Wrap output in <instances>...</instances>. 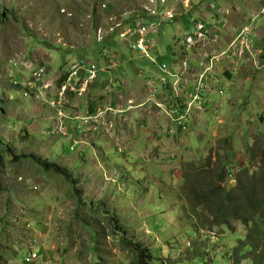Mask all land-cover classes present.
Returning a JSON list of instances; mask_svg holds the SVG:
<instances>
[{
  "label": "rangeland",
  "instance_id": "1",
  "mask_svg": "<svg viewBox=\"0 0 264 264\" xmlns=\"http://www.w3.org/2000/svg\"><path fill=\"white\" fill-rule=\"evenodd\" d=\"M156 1L0 0V264H133L131 247L114 234L113 219L124 238L151 250L150 264H234L226 253L249 228L231 218L228 226L220 225L227 218L224 194L244 197L251 179L263 189L264 201V20L256 28L248 22L262 3L221 0L213 12L229 14L223 23L208 25L210 41L198 36L177 43L169 34L161 36L166 45L161 48L160 35L151 34L157 48L149 58L125 45L118 33L134 16L155 10ZM165 1L158 7L173 15L167 21L173 33L175 25L192 33L198 17L189 22L186 10L178 11L180 1L186 6L192 1L194 8L205 1L203 19L217 20L208 11L214 0ZM156 21L154 16L150 22ZM160 24L147 30L149 46L147 36ZM111 27L114 34L100 42L104 34L98 29L106 33ZM233 28H238L234 36L228 34ZM109 43L118 66L106 76L116 80L114 87L140 101L147 90L146 96L165 86L154 100L161 107L143 101L141 111L121 119L107 115L113 124L101 126L106 136L80 134L72 118L110 98L109 91L104 96L99 90L108 83L101 79L87 96L66 97L63 127L69 125L65 134L55 132L53 80L58 84L61 67L83 58L103 64L101 49ZM201 71L196 81L205 80L207 103L189 114L188 128L180 131L162 113V97L168 99L172 89L186 93ZM163 77L168 85L156 84ZM206 193L212 203L198 200ZM32 252L37 257L25 262Z\"/></svg>",
  "mask_w": 264,
  "mask_h": 264
},
{
  "label": "built area",
  "instance_id": "2",
  "mask_svg": "<svg viewBox=\"0 0 264 264\" xmlns=\"http://www.w3.org/2000/svg\"><path fill=\"white\" fill-rule=\"evenodd\" d=\"M160 1L162 3H165V0H157L155 10H152V12L144 11L150 15H154L157 18L156 23L149 22V23H139L136 20H130L128 22V25H125V28L123 32H119V38L123 40L122 38L125 37L126 40L129 42V45L135 49L140 51L144 56L152 58L150 55L151 52V45L148 43V40L146 38L147 30L162 22H167L168 20H173V15L168 12V9L163 8L161 10H158L157 2ZM264 12V11H263ZM174 13V12H173ZM175 14V13H174ZM154 19V18H153ZM253 19H256L253 18ZM135 21V22H134ZM193 24L195 26V29L193 31L192 35H186L183 37H186V40H194L198 36H204L205 38H208L209 41L211 39V35L208 32V24L206 21L202 18H196L193 21ZM247 29L246 27H243L240 30V33H237L236 37L240 39L243 34V30ZM110 30H114V27H111ZM145 31V33H144ZM140 33V35L133 38V36L136 33ZM104 34L102 29H98L97 34ZM144 33V34H143ZM148 37V36H147ZM247 37H245V40L247 42ZM181 41V39H180ZM208 41V42H209ZM146 43V44H145ZM244 44V43H243ZM234 49V47H230L229 50ZM229 51H225V53H228ZM230 52V53H231ZM102 56L105 59L104 63V69L105 70H112L117 65L115 64V61L111 58V54L109 53L108 49H105L102 53ZM69 67H61L60 74L58 76L59 83H55V80H53V84H55V94L53 97H51L50 103L51 107L55 109L54 114L55 116L52 118L50 117L51 124H55V132H62L65 134L66 130L64 127L67 128L69 124H66L67 126L63 127V118H64V107L66 102V97L69 96L68 92L70 93H77L79 96L84 97L90 90V84L93 82L95 77L97 76V72L100 70L99 67L93 62L87 59H83L81 61H77L71 64H66ZM159 67L162 72H164L166 75L171 76L172 78L175 77V80H179L178 75L172 71H170L164 64H160ZM209 70V68H208ZM203 71V70H202ZM201 72H199L195 76V80H193L191 83L193 86L189 89V91H186L185 95L181 93H177L175 89H172V91H169L170 95H173L175 98H179V100H175L174 106L170 104L169 101L163 105L162 111L170 118L173 122L176 123L177 128H180V131H185L188 123V117L189 114L193 111H200L202 109L203 104L205 102L207 103V100L204 101L203 98L206 96L204 94V86H205V80H199L196 81V79L200 78ZM211 73V72H209ZM207 72L204 74V77L206 78ZM168 80H164L162 84H166ZM178 82H176L177 84ZM44 84V83H43ZM44 87V88H43ZM43 87L40 86V89L46 90L47 85H43ZM165 87V86H163ZM146 88L148 89V84L146 85ZM109 91V92H108ZM156 89H154L150 95L146 96L148 94V90L146 92V95L142 98L140 101H136L132 97H126L123 95L121 87H112L110 83H106L105 87L102 90V95L106 96L108 93L110 95V98L105 101L102 100L100 104H97L91 112L82 114L80 116H75L72 119L73 125L81 127L79 129L80 134L84 135H90V136H106V134L102 131L101 126L103 124L108 125L110 128L112 127V120L109 122L108 120H105V117L107 115H112L113 117H120L124 115V113L127 114V112H131L135 109H138V107L143 106L145 103L143 101L151 102L153 106L155 107H161L159 103H157L155 100L156 95L154 92ZM108 92V93H107ZM208 97V96H207ZM210 101V98L208 97V102ZM93 107V104H92ZM144 108V106L142 107ZM117 115V116H116ZM112 123V124H111ZM51 125V127H52ZM52 129H50L51 131ZM37 255L35 253H31L30 255L26 256L24 258L25 262H29L33 259H35Z\"/></svg>",
  "mask_w": 264,
  "mask_h": 264
},
{
  "label": "trees",
  "instance_id": "3",
  "mask_svg": "<svg viewBox=\"0 0 264 264\" xmlns=\"http://www.w3.org/2000/svg\"><path fill=\"white\" fill-rule=\"evenodd\" d=\"M218 8V7H217ZM186 14L189 15L187 12ZM221 15L222 13H214ZM138 17L142 19V21L149 23L153 20L154 16L143 12L140 15L134 16V20ZM223 17V16H221ZM261 16L256 21L255 25L262 19ZM193 18H190L189 22H192ZM135 22V21H134ZM254 25V28L256 26ZM192 33H188L187 35H192ZM226 76H229L226 74ZM233 157V156H232ZM232 164V163H231ZM45 169H50V163L44 162ZM229 166V167H228ZM231 165H227L228 169H231ZM250 184L248 187L247 193L244 194L242 198H236V195H233L231 198L229 193L224 194V200L221 202L222 205H228V209L226 211L227 218L222 222L220 225H229L230 221L228 218L233 219V221H242L245 226L248 225V232L244 235L238 236V242L236 243L235 247L231 248L226 255H231L232 260H234V264H264V201L262 200V191L258 186L254 185L253 180H249ZM220 185V184H216ZM243 193L242 191H239ZM237 192V195L239 194ZM214 193V191H212ZM198 200H206L212 203V198L209 194H202L198 195ZM234 200H237L238 203H233ZM194 201V200H193ZM196 204V202L194 201ZM202 203H204L202 201ZM194 204V205H195ZM198 206V204H197ZM210 210V209H209ZM220 212V208L218 209ZM211 212V211H210ZM214 214H217V210L213 208ZM216 219L221 218L224 215H214ZM228 219V220H227ZM229 222V224H228ZM111 224L114 226V234L121 235V240L127 247H131V255L133 257V264H150L152 256L151 250L149 248H144L143 245L136 243L133 240H128L124 238V235L121 232V227L118 225L114 219L111 221ZM230 230V229H228Z\"/></svg>",
  "mask_w": 264,
  "mask_h": 264
},
{
  "label": "crops",
  "instance_id": "4",
  "mask_svg": "<svg viewBox=\"0 0 264 264\" xmlns=\"http://www.w3.org/2000/svg\"><path fill=\"white\" fill-rule=\"evenodd\" d=\"M203 1V0H202ZM216 3H215V2ZM213 2H214V4H216V6L218 7V8H221L222 7V5H221V0H214ZM181 2V6H180V11L182 12V10H183V8H184V10H186V13L187 12H189V11H193V10H197V12H195L196 14H194L193 16H190V15H188V20L190 21V18H193L194 16H198V18H202L203 19V15H201V14H204L205 15V13H203V10L201 9V7H203L204 6V2L205 1H203L202 3L203 4H199L198 6H196V8H194V5H191L192 4V1H189V6L187 5H184V3L182 2V1H180ZM199 2V1H198ZM213 2H210V3H213ZM231 2V1H230ZM255 2H257L258 4L261 2L262 3V5H264V0H255ZM209 3V4H210ZM232 3V2H231ZM240 7V6H239ZM209 9V8H208ZM207 9V10H208ZM239 10L241 9V7L240 8H238ZM206 10V11H207ZM209 12H211V13H213L212 11H210V10H208ZM207 14V13H206ZM228 12H225V14L224 15H218V17H216V21L215 20H213V24L210 22V20L209 19H207L206 18V21H207V23H208V25H209V27H214L215 25H217L218 24V18H220V20H221V16H223V18H222V20H224V17H227L228 16ZM237 14H239V13H237ZM182 16V15H181ZM261 20H264L263 18L261 19ZM260 20V21H261ZM259 21V22H260ZM168 23L169 22H163V23H161L158 27H157V29L156 30H154V31H152L150 34H149V38H150V40L152 41L151 42V47H152V50L154 51L156 48H157V44L155 43V41L150 37V35L151 34H154V33H157L158 35H160V38H161V36H163V37H165V38H167V36L169 35V36H171V40L172 41H177V43H179L180 42V39L183 37V36H186L189 32H185L184 33V31L182 32V29H181V27L180 26H178V25H175V27H174V29H175V33H173V31H171L172 29V26H170V25H168ZM221 23H223V21H221L220 22V24ZM240 27V26H239ZM238 27V28H239ZM237 28V29H238ZM237 29L236 28H233L228 34H232V36H234L235 35V33H236V31H237ZM234 31V32H233ZM225 32V31H224ZM227 32H225V34H226ZM224 35V34H223ZM178 38V39H177ZM159 41H158V45H161V48H164L165 46L163 45L164 43L162 42V38H161V40L160 39H158ZM126 45V44H125ZM171 45V44H170ZM127 46H129V45H127ZM129 47H131V46H129ZM108 48H110V46H108ZM132 48V47H131ZM133 49V48H132ZM102 50V49H101ZM173 50V47L171 46L170 47V50H169V55L171 54V51ZM181 50H183V48H181ZM102 53V52H101ZM177 55V57H178V54H176ZM179 55H180V53H179ZM102 58L104 59V57L102 56ZM104 63H105V59H104ZM104 63L103 64H101V63H98L99 64V66H100V69H101V71L98 73L99 74V77L100 78H98V79H95L91 84H90V90H92V86L93 85H96L97 84V82L99 81V80H101L102 79V81H108V83H110L111 84V86L112 87H114V83H115V79H113V77H110V75L108 76V78H107V76L106 75H108V74H110V73H108V72H105V69H104ZM174 65H175V61H174ZM118 66V65H117ZM117 66L114 68V69H116L117 68ZM114 69L112 70V71H114ZM102 74V76H100ZM136 74V73H135ZM137 77H139L138 75H136ZM110 77V78H109ZM114 77H116L117 78V76L116 75H114ZM139 79V78H138ZM115 80V81H114ZM105 87V85L104 84H102V86L99 88V90H100V92H102V90H103V88ZM221 88H223L224 89V87H221ZM219 93V96L221 95V92H218ZM69 95H71L72 93H68ZM89 94V92L85 95V96H87ZM161 93H159V95H160ZM182 94L183 95H185V93H183L182 92ZM210 96V95H209ZM163 99L165 100V96L164 97H162V101H163ZM172 100V101H171ZM169 101H170V104L172 105V106H174V104H176L175 103V100L173 99V98H170L169 99ZM91 104H93V102L91 101L90 102ZM91 108H92V105L90 106ZM137 110H139V111H141L140 109H137ZM134 112H136V109L135 110H133L132 111V113H134ZM162 114V113H161ZM41 255V254H40Z\"/></svg>",
  "mask_w": 264,
  "mask_h": 264
},
{
  "label": "bare ground",
  "instance_id": "5",
  "mask_svg": "<svg viewBox=\"0 0 264 264\" xmlns=\"http://www.w3.org/2000/svg\"><path fill=\"white\" fill-rule=\"evenodd\" d=\"M194 1V0H193ZM200 2V1H199ZM198 2V3H199ZM166 3V2H165ZM177 3H178V1H177ZM197 3V2H196ZM160 4H163L162 2H160V1H158L157 2V5L159 6ZM170 4V3H169ZM195 4V3H194ZM177 8V7H176ZM209 10L210 11H212L213 12V10L214 11H216V9H217V7H215V4H213V5H210L209 7ZM258 8V7H257ZM262 8V9H261ZM261 10H259L258 12H256V13H254L253 15H251V16H249V21L248 22H254V25H255V23H256V21L258 20V18H260L261 16L263 17V14H264V12H263V5L261 6ZM158 10H159V7H158ZM178 11H180V10H178ZM214 13V12H213ZM182 15V14H181ZM202 15V14H201ZM204 15V14H203ZM210 15V14H209ZM181 17V16H180ZM256 17V19H253V18H255ZM182 18V17H181ZM222 18L223 17H221V20H220V18H218V21L219 22H221V21H224V20H222ZM236 19V18H235ZM229 25V24H228ZM231 26V25H230ZM229 26V27H230ZM234 26V25H233ZM224 27V26H223ZM228 27V28H229ZM243 27H247V23L245 22V25L244 26H242V28ZM227 28V27H226ZM114 32H115V30H109V31H107L106 33H104V37H103V39H102V41H100V42H105L106 41V38H105V36H107L108 34L110 35V34H114ZM234 32V31H233ZM236 34V33H235ZM249 38L250 39H254L252 36H249ZM115 39V38H114ZM121 40V39H120ZM122 43H123V41H122ZM188 43V42H187ZM111 43H109V44H104V48H102V51H104L105 49H110V48H108V46H111L110 45ZM125 44L126 45H129V42L126 40L125 41ZM182 44V43H181ZM180 44V45H181ZM130 46V45H129ZM111 50V49H110ZM109 50V53L110 54H112L111 53V51ZM189 50V49H188ZM179 54V53H178ZM151 57H152V55H151ZM83 59H86V58H83ZM82 59V60H83ZM94 62V61H93ZM95 63V62H94ZM98 67H99V69H100V66H99V64L98 63H95ZM135 66V65H134ZM113 70V69H112ZM112 70H105V72H108V73H110V71H112ZM101 71V69L97 72V76L95 77V79H98V77H99V72ZM136 73V75H138V76H140V70L138 69V72H135ZM190 73V72H189ZM185 75V74H184ZM141 77V76H140ZM185 77V76H184ZM183 78V77H182ZM187 78V77H186ZM188 78H189V75H188ZM219 78V77H218ZM94 79V80H95ZM184 79V78H183ZM93 80V81H94ZM166 81V79L163 77L160 81H158L156 84H162L163 83V81ZM220 80V79H219ZM125 81V80H124ZM129 81V80H128ZM138 81V80H137ZM182 81V80H181ZM190 81V80H189ZM183 82V81H182ZM135 83V82H134ZM184 83V82H183ZM186 83V82H185ZM184 83V84H185ZM125 84V83H124ZM191 84V83H190ZM127 85V84H126ZM125 85V86H126ZM166 85H168V82H166ZM183 85V84H182ZM181 85V86H182ZM193 85V84H192ZM129 87V86H128ZM123 88V87H122ZM145 88H146V86H145ZM157 88H160L159 90H161V91H158L157 90ZM212 88V87H211ZM147 89V88H146ZM156 91L154 92V94L157 96V94L158 93H162L163 92V90L165 89V87H163V86H161V87H159V86H156ZM184 89V88H183ZM212 90V89H211ZM215 90V89H214ZM129 91V90H128ZM122 92H123V90H122ZM130 92V91H129ZM180 92H181V90H180ZM206 92V91H205ZM69 93V92H68ZM208 94H210V93H208ZM123 95L124 96H126V94L123 92ZM168 96H169V98L167 99V97L165 96V100H168L169 101V99L170 98H173L174 100H179V98H175L173 95H170V94H168ZM212 96V95H211ZM229 101V100H228ZM170 102V101H169ZM165 104V102L164 101H162V105H164ZM234 105V104H233ZM236 105V104H235ZM203 107V106H202ZM210 107V106H209ZM240 107H241V105H240ZM160 108V107H159ZM211 108V107H210ZM209 109V108H208ZM220 109V108H219ZM210 112V111H209ZM162 113L163 114H165L163 111H162ZM218 113V112H217ZM200 114V113H199ZM199 116V115H198ZM206 118H208V117H206ZM171 120V119H170ZM208 121V120H207ZM253 137V136H252ZM249 142V141H248ZM252 142V141H251ZM251 144V143H250ZM238 150H240V149H238ZM242 155V154H241ZM240 157V156H239ZM242 157V156H241ZM242 159V158H241ZM29 254H27V255H25L24 257H26V256H28Z\"/></svg>",
  "mask_w": 264,
  "mask_h": 264
},
{
  "label": "flooded vegetation",
  "instance_id": "6",
  "mask_svg": "<svg viewBox=\"0 0 264 264\" xmlns=\"http://www.w3.org/2000/svg\"><path fill=\"white\" fill-rule=\"evenodd\" d=\"M157 96H159V93L157 94Z\"/></svg>",
  "mask_w": 264,
  "mask_h": 264
},
{
  "label": "clouds",
  "instance_id": "7",
  "mask_svg": "<svg viewBox=\"0 0 264 264\" xmlns=\"http://www.w3.org/2000/svg\"><path fill=\"white\" fill-rule=\"evenodd\" d=\"M232 168V167H231Z\"/></svg>",
  "mask_w": 264,
  "mask_h": 264
}]
</instances>
